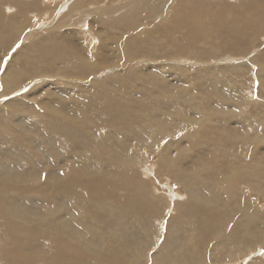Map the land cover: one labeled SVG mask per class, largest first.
<instances>
[{"label": "bare ground", "instance_id": "bare-ground-1", "mask_svg": "<svg viewBox=\"0 0 264 264\" xmlns=\"http://www.w3.org/2000/svg\"><path fill=\"white\" fill-rule=\"evenodd\" d=\"M14 1L15 3L11 0H0V48L5 50H11L17 40V36L14 33L13 36L9 35L10 30L6 28L14 26L15 23L18 26L23 25L26 21L23 16L43 5L42 0ZM51 1L43 0L44 4ZM86 1L78 0L82 6L78 5L73 9L95 12L98 15L97 20L107 22L106 25L119 26V23L127 19L130 21L127 26L135 31L126 38V34L122 32V43H116L115 50L107 45L105 51L113 53L114 57L122 51L126 61L133 59L138 62V52L135 53V49L141 50L148 46V50L152 48V51L144 54L148 55L146 62L164 66L167 74L186 81V85H174L161 71L154 72L150 78L142 77L145 73H140L145 82L141 77L135 80L136 76L129 77L131 83L114 77L117 85L109 77L97 79L93 82L95 95H88L86 92L84 101L72 98L62 104L64 106L67 102L75 113L76 108L84 104L85 114L67 116L64 111L57 109L60 113L58 122L48 124L47 120L39 117L36 119L52 128L50 143L42 146V149L33 147L34 142L25 135V131H22L23 134H14L9 124L0 125V264H139L157 245L160 228L155 223L160 220L168 223V235L164 241L166 244L161 249L157 248L161 251L158 260L161 264H176L182 252L188 257L193 251L199 250V247L205 249L215 234H221L220 247H224L221 252L223 256L231 254L227 258L233 257L231 247L234 244L241 245V255L245 254L244 247L249 245L244 244V240L240 242V236L245 237L252 246L259 240L263 243L257 245H264V210L254 206L250 195L240 190L249 186L264 198V100L260 101L258 96L251 94L256 87L244 83L243 75L251 74L253 65L248 63L249 60L237 64L231 61L233 65L226 68L237 71L236 74H228L221 67H217L215 75L210 70L183 71L178 68L182 61L179 62L176 55L186 53L194 57L208 58L222 53L224 45L221 42V46L217 43L216 48L211 51L202 50L209 47L206 39L212 38L215 30L223 26L233 27L221 35L225 42L237 35L242 40H247L245 45H235L240 47L238 54L247 51L255 43L258 34L264 32V0H249V8L243 6L245 3H225L216 9L215 4L208 6L207 0H178L176 5L174 0H132L115 6L116 8L113 7L115 4L99 7L94 4V0ZM74 2L75 0L72 1ZM8 3L14 4L15 10H19L6 20L4 10ZM125 7L131 11L133 8L132 15L129 14L130 19L124 17L122 20L117 17L118 14L111 17ZM231 9H236L235 15H231ZM140 16L142 20L139 19ZM141 21L150 24L144 27ZM72 24L71 20L61 19V22H57L48 31L64 36L66 44H69L65 36L67 31L62 30H67ZM151 27V32H157L156 36L150 37ZM242 28L248 29L247 32H243ZM120 29L123 30L121 27ZM48 39L49 37H44L43 41L47 42ZM40 43V39L35 36L24 49L14 48L17 73L33 59L32 52H26L35 48L39 51L37 46ZM82 53L84 51L77 55L81 64L71 68L60 64L65 62L63 57L60 61L54 59L53 64L58 63L57 65L45 64L43 55L51 54L45 52L34 57L43 61L41 68H33V71L36 76L45 75L50 74L51 67H56L58 77H74L81 68L85 72L96 73L95 67L104 57L99 58L95 53L89 57L85 55L83 59ZM254 61L258 69L255 73L252 72L260 79L256 82L257 88L260 93H264V55L253 58ZM106 67V64L101 65L98 72ZM255 67L256 64L254 69ZM46 68L50 69L49 73L45 72ZM173 68L177 71L171 72ZM15 70H8L5 75L4 91L14 90L21 85L25 74H20V80L13 79ZM133 70L142 69L136 67ZM198 75H204L206 81L196 79ZM229 79H232L231 82L224 84ZM236 99L243 106L228 112L219 108L222 100L225 104L232 105ZM6 118L10 119V115H6ZM231 123L236 126L228 129ZM17 130L20 131L18 128ZM180 131L188 133L185 132L187 134L177 138ZM118 134H122L124 140H120ZM60 135L67 137L63 144V154L57 157L54 148ZM172 138L176 140L169 145L170 141L167 139ZM187 141L191 143L189 146L185 145ZM237 145L244 149L248 157L233 153L234 147L239 150L240 146L238 148ZM251 146H255L257 151L252 153ZM143 147L149 149L152 156L155 155L160 175L176 174V179L186 187L187 196L182 194L180 198L183 199L179 198L173 204L176 209L171 215L173 223L167 222L168 219L161 214L164 210L161 211L156 205L155 201L158 199L149 190L146 178L142 177V172L148 174V171L141 165L150 158V154H146ZM202 147H205L204 150ZM196 153L203 157L198 162L195 158L192 160ZM45 154H50L57 160L78 156L82 163L63 166L59 173L54 172L52 176L47 174L48 171L40 173L41 175L33 174V180H49V187L44 189L40 186L37 189L35 182L29 185L32 180L26 178L28 175L7 169V166L15 165V162L33 166L34 161L47 156ZM57 160L52 159L53 162ZM33 200L44 204L36 205L31 203ZM228 222L234 223V227H229ZM158 224L162 225L160 222ZM13 227L26 231V234L15 235L12 232ZM233 233L238 239L232 236ZM213 244L217 243L214 241ZM222 260L220 262L224 261ZM188 261L183 260L181 264H198L197 259ZM200 262L203 263L202 258Z\"/></svg>", "mask_w": 264, "mask_h": 264}, {"label": "rangeland", "instance_id": "rangeland-1", "mask_svg": "<svg viewBox=\"0 0 264 264\" xmlns=\"http://www.w3.org/2000/svg\"><path fill=\"white\" fill-rule=\"evenodd\" d=\"M11 1L13 3H15L14 0H11ZM21 1L24 2L26 0H21ZM27 1L31 2L32 0H30V1L27 0ZM72 1H74V0H55V1L52 0L51 2L44 4V2L42 0L43 5L40 8H34L30 12L26 13L25 15L27 17L25 15L23 16L26 20V21H24L23 25L18 26L15 23L14 26H12V27L9 26L6 28L7 30H10L8 33L9 35L13 36V33H14L17 36L16 45H15L16 47L13 46L11 50H5L4 48H0V113H1L0 125L9 124L12 127L14 134L25 131V135L28 138H31L33 140V142H34L33 147L35 149L36 148L42 149V146L48 145L50 143L49 135L51 134L52 128L49 127L48 124L53 123V121L58 122L57 120H58L60 113L56 111L57 109L64 111L65 115H67V116H73L74 114H77V115L85 114L86 107L84 104L80 105L76 108L77 113H75V111L70 107V105L67 102L64 106H62V104L65 101L72 99V98H77L81 101H84V94L86 92L88 95H90V94L95 95V89L93 88V82L97 81V79L102 80L106 77H109L115 82L114 85H117V82L115 81L114 77L115 78H123L126 83H131V81L129 79L130 76H134V77L136 76L135 80L136 79L138 80V78L141 77L140 73H142V72L145 73L142 75V77L150 78V76L154 72L159 73L161 71V72H163L161 74H163L165 78L166 77L169 78L171 80V83H173L174 85L175 84H179L181 86L186 85V81H183L180 78L177 79L176 77H174L170 74H167V72H165L164 66H162L160 64H149L150 62H148V61L146 62V60L148 59V55L144 56V54H149L152 51V48H150V47H149L150 50H148V46H147V48L146 47L142 48L143 50L142 49L140 50L139 48L135 49V53L138 52L137 53L138 54L137 58L139 60L138 62H134L133 59L132 60L130 59L131 61L130 60L126 61L127 58L123 56L122 51H119V53L116 55V57H114L113 53H108L107 51L104 50L107 45H109L110 48L115 50L114 48L117 46L115 44L118 43L119 41H121L122 39H124V35L122 34V32L124 34H126L125 38L128 35L131 36L130 34L133 35V33L135 31L133 30V28L127 26L128 22H130V21H128L127 19L123 20L124 17L130 19L129 14L132 13L133 8H132V11L126 7L122 8L120 13H116V15L113 14L111 16V17H116L118 14L117 17H119L123 20V23H119V26L114 25V24L106 25L107 22H104L101 19L97 20L98 15L95 12L74 10L73 9L74 7H77L78 5L79 6H82V5H80L77 2L78 0H75L74 3H72ZM198 1H200V0H198ZM202 1H205V0H202ZM207 1H208L207 2L208 6L215 4L214 9H216L220 5L225 4V3H227L229 5H231V4L232 5H240V4L245 3L243 6H246L249 8L250 4H248V3H250L251 0L250 1L249 0H239V2H238V0H207ZM215 1H216V3H215ZM87 2H93V1L87 0L86 3ZM94 2H95L94 4L96 6L98 5L99 7L105 6L107 4L108 5L115 4L113 6V7H115V6H120L121 4H126V2H132V0H94ZM155 2H158V0H156ZM174 2H175L174 5H176L178 0H174ZM71 3L73 4V6H71L72 5ZM89 6H90V4H89ZM6 7L4 10V11H6L5 15H7L5 18L6 20L10 19V15L12 13L19 10V9L15 10V6L12 3H10V4L8 3V6H6ZM89 9H91V8L89 7ZM181 10L184 11V9H182V8H181ZM231 10H232L230 12L231 15H235L236 9H231ZM129 11H131V12H129ZM233 11H234V13H233ZM262 11H264V9ZM120 14H122V15H120ZM64 16H66V17H64ZM65 18L67 19V21L71 20V23H73L72 25L68 26L67 30L61 29L63 32L67 31L65 36H67V38L69 40V41H67V43H69L71 45L66 44V40L64 39V36L61 37V35H58L53 31H48V29L52 28L53 25H55L57 22H61V19H65ZM139 19H141V16ZM141 22H142L143 26L145 25L144 27H146L150 24L149 22H147L148 24H145L144 21H141ZM141 22H139V23H141ZM44 25H46V26H44ZM120 27L123 30H121ZM127 27H128V30H127ZM232 28L233 27H231V26L230 27L223 26V27H221V29L219 28V29L215 30V33L212 35V38L209 37V39H206L207 41H205L206 43L209 44V47L203 49L201 46H199V48L201 50L203 49L202 51H204L206 49L207 50L210 49L209 51H211L214 48H216L215 46L217 45V43L219 44V46H221V44H222V46L224 45L223 46L224 49H222V51H221L222 53H218L215 56L208 57V58L194 57V56L188 55L186 53H176V55L178 56L177 59L179 60V62L182 61L181 65H178V68L180 70H183V71L199 70V71L205 72V71L210 70L215 75L217 72V67H219V68L221 67V69L227 71L228 74H236L237 71H234V70L229 69V68L227 69L226 66H228V65L232 66L233 65L232 63L237 64V63H242V62H248V60H249L248 63L249 64L252 63L251 65H253L252 66L253 68L251 70V74H243L245 77L244 83H246L247 85H253V87H256V89L253 90L252 91L253 93H251V94L253 96H258V99L260 101L264 100V93L263 92L260 93L259 89L257 88V86H258L257 83L259 82L260 79L258 76H256V74L254 75V73L258 69V65L255 61L253 62V58L260 57V55H264V32L261 35L258 34L259 36H257V38L255 39V43H253L252 46H249L247 48V51H244V52L238 54L240 47L237 48L235 45H239V46L245 45L247 43V40H242L240 37H238L236 35V36H233V38H230L229 41L225 42V40L221 36L223 34H226L225 32H227V31L229 32V30H231ZM149 29L150 28H148V30ZM152 29L153 28L151 27V29L149 30L150 37H151V35L152 36L157 35V32H151ZM242 29H243V32H247V30H248V29L246 30V28H242ZM222 31H224V33ZM183 33L184 32H182V34ZM35 36H37L41 41V43L37 46L40 50L38 51V49L35 48L33 51H27L26 53L32 52V58L33 59H31L28 62L30 64H25L24 69L17 73L15 70L16 65H17L16 56H15L16 52L15 51L17 50V48L18 49H24V47L27 45V43L32 41L35 38ZM44 37H49L47 42L43 41ZM211 39H214V40H211ZM222 39H223V41H222ZM215 40H216V42H215ZM220 42H221V44H220ZM121 43H122V41H121ZM201 45H202V43H201ZM83 51L85 53V54L82 53L81 58H83V59H85V55L89 57V55H93L95 53L97 55H99V58L104 57V59L101 61V63H99V65L95 67L96 73L95 72L94 73L85 72V70L83 68H81L77 72L76 76H74V77L68 76V75H63V76L58 77V75H57L58 69L56 67L50 68L52 70L50 72L51 75L50 74H45V75L42 74V75L36 76V72L33 71V68H36L37 70L40 69L42 66V61H43L40 59H35L34 57H39V55H42L45 52H51L50 55H48V54L43 55L45 64H47L49 66L57 65L58 63L53 64L54 59L60 61V58L63 57L65 59V62L60 63V64H65V65L73 68L74 65L81 64L80 63L81 60L78 61L77 55ZM144 51H146V52H144ZM196 51H198V50H196ZM232 51H233V53H235L237 55H234L232 53ZM108 54H109L110 58H108ZM240 54H242V55H240ZM88 57H86V58L91 60ZM121 59H124V60H121ZM171 59H173V58H171ZM251 59H252V62H251ZM76 60H77V62H76ZM174 61L175 60H169V62H174ZM231 61H232V63H231ZM254 63L256 64L255 69H254V66H255ZM103 64H106L107 67L104 68L103 71L98 72V67H100L101 65L103 66ZM136 67H138L142 70L134 71L133 69ZM222 67H224V68H222ZM46 69H47V71H45V72L49 73L50 69L49 68H46ZM8 70H15V75L13 76V79L17 78L18 80H20V78H21L20 74H25V77L23 78L22 83L18 88L14 89V90L4 91V83L6 82L5 75L7 74ZM170 71L176 72L177 70L175 68H173ZM252 71L253 72L255 71V72L253 73ZM165 74H166V76H165ZM174 74H176V73H174ZM97 75L99 77H97ZM75 78H78V79L73 81ZM196 79L201 80V82H203L204 80L206 81V77L204 78V75H203V77L198 75L196 77ZM229 80H228L229 82L228 81L224 82V84L230 83L232 79H229ZM98 81H100V80H98ZM142 81L145 82L144 78H142ZM229 86L227 88H229ZM1 94H3V95H1ZM121 94L123 95V93H121ZM135 98L137 99V97H135ZM260 98H262V99H260ZM222 102L223 103L219 106V108H221L227 112L229 110H233L234 108H240L241 106H243V105H241L242 103L240 102L239 99H236L235 103L232 105L225 104L224 100H222ZM230 102H232V101H230ZM176 105H178V104H176ZM126 108L127 107H125L124 109H126ZM49 110H55L56 112L53 113V112H50ZM6 115H10V119H7ZM134 115H136V114H134ZM38 117L43 119V120H47L48 124L44 125L40 121H37L36 119H38ZM179 121L180 120H178V122ZM240 123H239L240 125L243 124L242 121H240ZM229 125L230 126H228V129H232L233 126H236L233 123H231ZM240 125L238 127L242 129V127ZM17 128L20 131H18ZM185 132H187V131H180L178 133L180 135L177 136V138L182 137L184 134L188 133V132L187 133H185ZM22 134H23V132H22ZM118 135H119L120 140H124V136H122V134H118ZM66 137H67L66 135H60L59 138L57 139V141L55 142L54 150L56 149L57 157H61V155L63 154V150H64V146H65L63 144H64V140L66 139ZM168 140L170 141L169 142V145H170L173 141L176 140V138L167 139V141ZM28 144H29V142H28ZM190 144L191 143L189 141L185 142V145L189 146ZM127 145H130V143H127ZM239 146L240 145H237L238 148H239ZM204 148L205 147H202L203 150H204ZM142 149L144 150V152L146 154H148V155L150 154L149 155L150 158L148 159V161L144 162L141 165L142 167H144V169L146 171H148V174L145 171H144V173L142 172V174H143L142 177H143V179L146 178L145 181H147V183H149L147 185L149 190L150 191L152 190L151 192L154 194L155 199L156 198L158 199L155 201L157 203L156 205L162 209L161 211L164 210L163 213H161V214L166 218V220L168 219L167 222L170 221L171 223H173L174 219H171V215H173L174 211H176V209H174V205L179 200V198L182 197L181 195L182 194L184 195L186 193L185 192L186 187H184L182 185V183L176 179L177 178L176 174L163 173L160 175L158 173V167L159 166L156 165L157 161L154 158L155 155L152 156V152L149 149H147L146 147H143ZM243 150L244 149L241 146H240L239 150L234 147L233 153L242 154L244 156H247V154ZM239 151H242V152H239ZM250 151L253 153V152L257 151V148L255 146H251ZM175 153L176 152H173V154H175ZM204 153H206V152H203V154ZM173 154H171V155H173ZM45 155H47V156H44L43 158H39L38 161H34L33 166H30L26 163L24 164L22 162H15L16 163L15 165H12V166L9 165V166H7V169L9 171H12V170L18 171V172L20 171L24 174V176L28 175V177H26V178L32 180V182L29 183V185H31L35 182L36 183L35 185L37 187L40 186V187H43V189H44L45 187H49L48 186L49 180L46 179L47 180L46 181V180H44V178L43 179L41 178L39 180H36V179L33 180L32 179L33 174L34 175L40 174V173L42 174V172L48 171L47 174H49V176H52L55 173H59L63 166L81 165V163H82L81 158H79L78 156H71V157H68L65 159L57 160L55 158H52L53 156L50 154H45ZM199 155H202V154L196 153L195 157H193L192 160L196 159L198 162L200 159L203 158ZM3 157L5 158V156H3ZM16 157L18 158L19 156L16 155ZM46 157H48V159ZM156 158H158V157H156ZM41 159L42 160L44 159V160L41 161ZM52 159H53V161L57 160V162H53ZM46 160H48V161H46ZM46 162H48V163H46ZM144 165H146V166L148 165V166L146 167ZM192 165H193V163L191 164V166ZM58 169H60V170H58ZM36 172H38V173H36ZM30 174H32V175L30 176ZM36 186H35V188H37ZM40 187H38L37 189H39ZM28 188H31V187L28 186ZM242 189L243 188H241L240 190L245 191L246 193H248L250 195L249 196V198H251L250 201L252 200L254 202V204H253V202L251 201V203L254 206L257 205L258 208L260 207L259 208L260 210L262 208H263L262 210H264V198H262L260 193H255L251 189V187H249V186L244 187V190H242ZM30 191L32 192L33 189ZM171 196H173V197H171ZM184 196L186 197L187 195L185 194ZM166 197H167V199H166ZM180 199H183V198H180ZM39 200H43V199H39ZM39 200H37V201L33 200L31 203H34L36 205L44 204L43 202L38 203V202H40ZM60 200L63 201L64 199H60ZM181 201H184V200H181ZM70 205H71V203H70ZM168 211H169V213H168ZM158 218H159V216L156 218V220H158ZM159 222L162 224L161 226H159L160 225V224H158ZM231 223L232 222H230L228 224V226L233 228L234 223H232V224ZM155 225H157L158 229L160 228V230H158L159 235H158V239H157V245L149 251V253L144 258V260H142L139 264H161L158 261L161 251H159L158 249H161L160 247H162L166 244V242H164V241L166 240L167 235H168L167 234L168 223L160 220V221L156 222ZM12 232L17 236L21 235V233H22V235L26 234V231H21V229L15 228V227H13ZM219 235H221V234H215V237L218 236V237H216L217 241H219V240L221 241V236H219ZM232 236L237 238L235 233H233ZM215 237H214V235L212 236L211 240L208 242L210 244H207V245L205 244L206 245L205 249H202L201 247H199V250L193 251V254H191V256H188V257L186 255L184 256V254L182 252L181 253L182 255H179V262L177 261V259H178V257H177L176 264L183 263V260H185V261L194 260L195 261L196 259L198 260V264H200L201 258L203 259L202 264H206V263L207 264H214V263H218V264H263L264 263V245H261V244L257 245L259 243H263V242H260V240L257 241V243L255 245L253 244V246H252V244H250L249 241H246L245 237L240 236L239 239L238 238L237 239L240 242H242L244 240L243 243L244 244L247 243L246 245H249L247 247H244V250L246 251L245 254L241 255V252L239 250L241 245L234 244L235 246L233 245L234 247L233 246L231 247L232 251H233L232 252L233 257L227 258L228 255H231V254L227 253L226 256H223L224 254L221 252V248H224V247H220L222 245V243L220 241L217 242L215 240ZM234 237L232 238L233 240L235 239ZM194 238H195V236H194ZM212 239L217 244H213L214 241ZM253 243H254V241H253ZM238 245H239V247H237ZM246 245H244V246H246ZM166 247H167V245L162 250L164 251V249H166ZM235 247H236V249H234ZM234 250H235V252H234ZM236 251L238 254H236ZM183 256L187 260L183 259L184 258ZM224 257H225V259H224ZM216 258H218V259H216ZM100 259H102V258H100ZM228 259H230V260H228ZM215 260H217V261H215ZM221 260L223 262H220ZM101 261H103V260H101ZM262 261H263V263H262ZM228 262H230V263H228ZM103 263L101 262V264H103ZM57 264H62V263H57Z\"/></svg>", "mask_w": 264, "mask_h": 264}]
</instances>
